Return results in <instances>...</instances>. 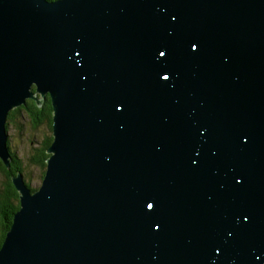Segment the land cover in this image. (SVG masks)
I'll use <instances>...</instances> for the list:
<instances>
[{
	"label": "water",
	"instance_id": "water-1",
	"mask_svg": "<svg viewBox=\"0 0 264 264\" xmlns=\"http://www.w3.org/2000/svg\"><path fill=\"white\" fill-rule=\"evenodd\" d=\"M47 96L0 264H264V0H0L9 169V113Z\"/></svg>",
	"mask_w": 264,
	"mask_h": 264
},
{
	"label": "trees",
	"instance_id": "trees-1",
	"mask_svg": "<svg viewBox=\"0 0 264 264\" xmlns=\"http://www.w3.org/2000/svg\"><path fill=\"white\" fill-rule=\"evenodd\" d=\"M57 1V0H49ZM52 116L53 107L50 96L46 97V101L42 106H38L36 101L27 100L26 105L18 107L11 111L8 116L7 126L11 123H16L22 130L24 125L21 122H26L35 132L41 135V140L34 142L31 151L27 154V161L25 162L12 149L11 139L8 141L12 161L10 169L0 160V168L4 175L5 182L3 188L0 190V249L3 246L8 231L14 222L15 214L21 209L20 193L17 191L12 182V176L21 172L24 175L26 183L29 185L28 179L31 178L28 169L34 166L40 174L41 181L45 177L47 169V160L50 155L47 153L49 147L53 142L52 133ZM35 191L37 188H31Z\"/></svg>",
	"mask_w": 264,
	"mask_h": 264
},
{
	"label": "rangeland",
	"instance_id": "rangeland-1",
	"mask_svg": "<svg viewBox=\"0 0 264 264\" xmlns=\"http://www.w3.org/2000/svg\"><path fill=\"white\" fill-rule=\"evenodd\" d=\"M21 123L24 125L22 130L18 127L19 122L18 125L16 123H11L8 129L9 140L11 139L13 151H15L25 162H28L27 154L31 151L32 146H34L33 143L35 140H41V135L28 126L26 122ZM29 172L32 176L28 179L29 188H39L42 185V181L37 169L34 166H30L28 169V173ZM4 182L5 178L0 168V190L3 188Z\"/></svg>",
	"mask_w": 264,
	"mask_h": 264
}]
</instances>
